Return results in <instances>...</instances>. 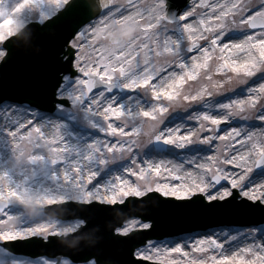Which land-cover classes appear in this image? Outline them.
I'll use <instances>...</instances> for the list:
<instances>
[{
  "label": "snow or ice",
  "instance_id": "1",
  "mask_svg": "<svg viewBox=\"0 0 264 264\" xmlns=\"http://www.w3.org/2000/svg\"><path fill=\"white\" fill-rule=\"evenodd\" d=\"M33 19L38 57L13 38ZM202 76L243 82L185 91ZM146 190L239 218L90 249L56 239L87 217L46 216ZM147 261L264 264V0H0V264Z\"/></svg>",
  "mask_w": 264,
  "mask_h": 264
},
{
  "label": "clouds",
  "instance_id": "2",
  "mask_svg": "<svg viewBox=\"0 0 264 264\" xmlns=\"http://www.w3.org/2000/svg\"><path fill=\"white\" fill-rule=\"evenodd\" d=\"M33 16L35 17V13H33ZM36 23L35 19L29 24H25L22 28H20L19 31H16L13 33V38L16 39L22 31L28 29V30H34L32 28V25ZM40 27H43L42 25H39ZM10 27H15V25H10ZM114 30H118L114 29ZM111 31V30H110ZM108 41L105 40L104 43H107ZM207 75V74H205ZM217 80H223L224 81V86L222 88H214L213 87V81H209L204 78V76L201 77V79L195 84V85H189L188 89H186V92H191L195 91V89L201 85H207L208 87L212 88L213 92L216 91H229L232 88L237 87L239 84L243 82V78H238V77H218L216 78ZM229 79H231V82H229ZM177 107H189V105H183L181 102V105H177L173 107V111L176 110ZM160 197L161 194L159 192H155L152 190H146L144 193V196L139 198V199H130L124 203H121L118 206H111L108 205L107 202H104L101 204V207H107L109 210H111L113 213L119 215L123 219L119 222V224L127 227L129 226L131 221H135L137 224H140L143 222L144 224L150 225V226H155L156 221L153 218V213L156 209L159 208L160 205ZM220 205H224V202H221ZM80 207L83 208H89L90 205L85 203L81 204ZM58 210H64L67 211L66 209L63 208V206L57 205L55 208L52 210L46 212V216H51L52 214L58 213ZM28 218L31 219V212H28ZM87 222H85L86 225ZM116 225V224H115ZM112 226V230L114 229V226ZM119 231V229H115L113 231V235L116 234V232ZM66 235V234H65ZM62 236H57L56 239L58 241L62 242ZM118 264V262H116Z\"/></svg>",
  "mask_w": 264,
  "mask_h": 264
},
{
  "label": "water",
  "instance_id": "3",
  "mask_svg": "<svg viewBox=\"0 0 264 264\" xmlns=\"http://www.w3.org/2000/svg\"><path fill=\"white\" fill-rule=\"evenodd\" d=\"M52 38H54V34H51L50 33L49 34V39H52ZM16 39L18 41H20V45L25 44V43H28V41L31 40V39L33 40V43H36V41H37L35 39V37L31 35V32L28 29L22 31L21 34ZM43 53H44L43 51H41L38 54L37 53H32V50L30 49V52L28 54H26V53L25 54L26 55L33 56V57H38V56L42 55ZM160 201H163V200L160 198ZM192 204H193V207H191L189 209V210H192V214H198L199 215V214H201L203 212V210L206 209L204 205L200 206V205H198L196 203H192ZM232 204L233 203L225 204V206L227 205L228 206V209H231L232 208ZM85 209H87V211L84 213L86 215L83 214V212L85 211ZM73 210L74 211H77L79 213L77 216L83 214L80 217H82V218L83 217H87V227L91 224L90 223V220L95 215V211L94 210H89V208H83L82 209L80 207V205H75V207H73L72 209H70V211H73ZM163 215H166V214H163ZM163 215L161 216V218H158L157 217L158 216L157 214H155V216H153V218L156 221L155 231H157V232L177 231V230H180V229H184V227L185 228H188V229L189 228H198V226H196L197 225L196 220H190V223H183L182 226L175 228V225H173V217L170 216V217L164 219L165 216H163ZM68 216L69 217H75L76 215H68ZM228 217H230V215H225L223 218L224 219H228ZM121 219H123V218L120 217L115 223L111 224V227L108 228L109 229L108 230V233L112 230V226L115 225V224H117V223H119L121 221ZM163 219H164V223L162 222ZM178 220H180V218H175V221H178ZM222 221H227V220H222ZM159 223L162 224L163 226L160 227V228H157V225ZM215 223H218V222L213 221V222L207 223L206 225L200 226V228L201 227H204V226H207V225L215 224ZM92 238H93V236H89L90 241H92Z\"/></svg>",
  "mask_w": 264,
  "mask_h": 264
},
{
  "label": "bare ground",
  "instance_id": "4",
  "mask_svg": "<svg viewBox=\"0 0 264 264\" xmlns=\"http://www.w3.org/2000/svg\"><path fill=\"white\" fill-rule=\"evenodd\" d=\"M28 44H33V40L31 39V40H29L28 41ZM36 46L38 47V48H40L43 52L45 51V46H44V43L43 42H41V41H36ZM37 48V49H38ZM33 49V48H32Z\"/></svg>",
  "mask_w": 264,
  "mask_h": 264
},
{
  "label": "rangeland",
  "instance_id": "5",
  "mask_svg": "<svg viewBox=\"0 0 264 264\" xmlns=\"http://www.w3.org/2000/svg\"><path fill=\"white\" fill-rule=\"evenodd\" d=\"M191 83V82H190ZM134 179V178H133ZM67 235V234H66ZM66 235H64V236H66Z\"/></svg>",
  "mask_w": 264,
  "mask_h": 264
}]
</instances>
